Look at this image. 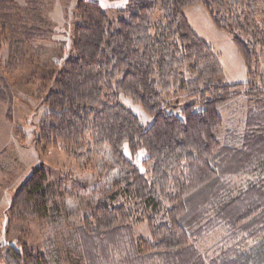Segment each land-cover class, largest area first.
<instances>
[{
  "label": "trees",
  "instance_id": "trees-1",
  "mask_svg": "<svg viewBox=\"0 0 264 264\" xmlns=\"http://www.w3.org/2000/svg\"><path fill=\"white\" fill-rule=\"evenodd\" d=\"M201 1L215 25L232 34L248 82L218 81L225 70L220 55L185 14ZM263 4L130 0L123 16L112 21L99 1L79 0L74 54L45 99L38 145H61L80 162L96 148L111 151L107 175L118 171L109 179L113 186L102 191L76 229L87 264H264ZM157 9L162 18L153 22ZM0 19L14 36L23 28L29 39L37 30L21 23L11 0H0ZM119 93L141 102L153 123L146 128L114 99ZM243 93L251 102L243 130L227 131L221 139L226 124L220 108ZM0 101L8 104L12 121L14 95L4 77ZM126 146L133 155L147 152L144 170ZM245 176L251 178L247 186L236 190V178ZM63 187L45 166L37 167L16 191L10 220L58 218L66 206ZM142 224L149 226L150 238L137 235ZM217 232L225 235L208 263L197 244ZM13 250L17 264H50L27 243Z\"/></svg>",
  "mask_w": 264,
  "mask_h": 264
},
{
  "label": "rangeland",
  "instance_id": "rangeland-1",
  "mask_svg": "<svg viewBox=\"0 0 264 264\" xmlns=\"http://www.w3.org/2000/svg\"><path fill=\"white\" fill-rule=\"evenodd\" d=\"M11 1L21 23L37 26V30L29 39L23 35V28L14 36L0 19V77L5 78L14 95L12 121L6 116L8 104L0 101V264H17L13 249L21 251L23 243H27L33 254L44 255L50 264H87L76 229L99 202L102 191L113 186L109 179L118 171L114 169L110 177L107 175L114 163L111 151L107 147L96 148L80 162L61 145L48 149L38 145L40 124L48 111L45 99L53 89L58 71L74 54L79 0H36V4L29 0ZM97 1L112 21L123 16V10L130 3V0ZM185 14L194 30L220 55L225 70L218 81L226 84L248 82V67L232 34L215 25L205 3L201 1L188 7ZM161 18V10H155L152 21ZM110 97L107 93L106 99ZM114 99L133 110L146 128L153 123L154 115L132 96L119 93ZM250 106L251 102L243 93L220 108L226 124L219 132L221 139L227 131L237 130L238 133L243 130ZM125 153L144 170L145 150L133 155L126 146ZM41 165L48 170L52 180L64 181L67 191L65 210L55 219L12 222L9 213L16 191ZM249 179L247 176L236 178V190L244 189ZM136 231L138 236H151L147 224H142ZM224 235L217 232L197 244L208 263L219 252ZM121 257L117 254L118 259Z\"/></svg>",
  "mask_w": 264,
  "mask_h": 264
}]
</instances>
